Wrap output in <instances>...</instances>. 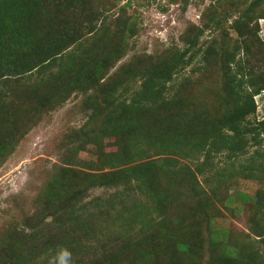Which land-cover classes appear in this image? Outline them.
<instances>
[{
    "label": "trees",
    "instance_id": "1",
    "mask_svg": "<svg viewBox=\"0 0 264 264\" xmlns=\"http://www.w3.org/2000/svg\"><path fill=\"white\" fill-rule=\"evenodd\" d=\"M263 1H247L234 17L225 4L234 7L236 0H213L202 11L200 24H189L180 34L181 48L132 55L94 95H88V120L96 114L102 120L77 131L70 151L74 154L90 142L112 138L124 159L117 158L119 167L100 173L58 167L48 175L35 202L42 205L38 208L44 210L43 216L51 214L46 226L54 225V232L47 231V238L40 241L42 231L33 227V216L24 220L32 228L25 235L24 229L7 224L0 231V264H36L32 258L54 246L63 225L87 233L91 228L87 217L92 214L83 213L86 204H81V197L89 187L120 184L127 195L116 201L117 210L106 206L118 191L90 203L102 210L107 224L136 228L135 233L118 230L114 243L91 251L88 246L72 247L69 264H187L181 262L184 254L192 255V248L203 241L201 227L208 230L211 247L204 264H264V189L253 195L241 193L254 212L247 219L248 233L233 239L228 230L215 226L218 205L233 212L223 174L211 175L214 186L208 192L195 178V173L211 167L216 154L230 159L253 147L236 173L264 181V117L256 119L254 100L264 90V43L257 36V18L264 16L257 8ZM102 4L0 0V159L21 124L17 108L22 106L14 105L13 96H27L23 111L33 117L47 103H61L73 90H84L92 79L106 76L126 51L136 28L121 14L107 24ZM128 78L139 83L126 101L115 92ZM94 153L96 161H87L86 166L113 165L111 154ZM180 159L194 164L193 169ZM62 160L70 162L72 157L64 155ZM182 193L194 201L188 208L193 221L188 223L190 231L178 237L173 231L178 218L171 225L167 216ZM248 236V243L241 242ZM34 244L41 247L38 252Z\"/></svg>",
    "mask_w": 264,
    "mask_h": 264
},
{
    "label": "rangeland",
    "instance_id": "2",
    "mask_svg": "<svg viewBox=\"0 0 264 264\" xmlns=\"http://www.w3.org/2000/svg\"><path fill=\"white\" fill-rule=\"evenodd\" d=\"M93 1L95 3H103L102 15L106 17L107 24L111 23L115 16L121 14L129 18V22L134 25L136 32L128 39L126 51L114 63L113 67H110L106 76H102L98 81L95 78L92 79L90 84L85 85L86 88L84 90H73L63 102L56 104L47 103L42 108H39L37 110L38 113L32 117V114L23 111V106L27 104V101L24 100L26 95L22 97L13 96L14 100L12 102L14 105L22 106V110L17 108V115L21 124L18 125L13 139L9 138V148L0 159V231L9 225L15 227L18 231L24 229L23 235H25L32 228L25 226L24 220L27 216H33L35 218L32 221L33 227L37 226L42 231L40 241L47 238V231L54 232L52 228L54 225L52 227L46 226V223H49L51 220V214L43 216L44 210H42V207L38 208V206L42 205H37L35 197H37L36 194L39 191L43 190L48 175L56 171L58 167H73L91 173H100L119 167L120 163L118 164L117 158L122 161L124 157L118 153L119 147L115 145L112 138H100L99 142H90L83 148L77 149L74 154L70 151L72 146L77 143V139L73 136L77 134V131H80L83 127L91 128L97 121L102 120V115L99 116L98 114L94 115L91 120H88V115L91 113V98L87 96L90 94L94 95L93 93L96 92L99 85L106 78H110L119 66L129 62L132 55L140 54L141 52L145 54L159 52L174 45L181 48L182 43L179 41L180 34L189 24H200L202 11L213 0H174L172 3L168 0ZM247 1L236 0L234 7L226 3L225 8L229 9L235 17L237 11L246 6ZM120 7H123V13H120ZM259 9L264 12V1L259 4L257 11ZM101 17L97 20L98 24L101 21ZM68 19L71 18L69 17ZM230 21L231 19H228V22ZM228 31L232 37L235 36L233 32ZM257 36L264 43V16L257 18ZM138 83L139 80L135 78L124 80L117 88L115 95L120 94L119 99L126 96V101H128L130 93L136 89ZM254 100L256 104V119L259 120L264 117L262 108L264 105V90L254 96ZM101 102L99 100L98 104L101 105ZM252 150L253 147H250L248 153L250 154ZM95 151L101 154H111L113 156V165H105L101 168L86 166L85 163L87 161H96ZM248 153L230 159H226L223 153L216 154L211 158L212 165L209 169H206L202 174L195 173L199 187L206 190V192H208L209 187L214 186L210 178L215 172L222 173V177L226 179L224 184H226L228 195L233 200V204L231 205L233 212L224 210V208L218 205L221 212L216 217L215 226L218 229L228 230L233 239L234 236L240 238L243 237L244 233H248L247 219L254 212L253 205L248 206L243 201L241 193L253 195L256 190L264 189V181L262 179L247 178L243 174V177H241V175L236 173L240 168V164L245 165ZM64 155L72 157V161L64 162L62 160ZM137 162L135 160V162L128 164L132 165ZM179 163H185L192 169L194 167V164H191L187 159H180ZM206 179L208 180L206 181ZM122 189L126 188L121 184L112 188L98 185L89 187L84 196L81 197V204H86V211L83 213L92 214L91 216L87 215L88 223L91 225L89 231L83 233L77 226L63 225L61 227L62 231L56 233V237L62 240V242L56 238L54 246L46 247V253H40L36 257H33L32 260L36 264H69L74 257L72 256L74 253L72 247H78L79 245L83 247L88 246V249L91 251L101 246L105 247L107 244H110L109 241L114 243L117 240L116 233L118 230H124L125 233L130 231L135 233L133 230L136 228L121 229L118 224H107L108 219L102 210L93 209L94 207L90 203L93 198L103 200L112 194V192L118 191L106 206V208L113 206L117 210L118 205L116 201L125 200V196L127 195ZM132 194H135V197L137 196L139 199L143 197L136 191ZM127 202L129 203L130 201H126V204ZM177 203L176 207L170 209L167 218L170 219L168 222L171 225L178 218V223L173 225V231L174 235L179 237V235H185L190 231L188 223L193 220L188 208L194 204V201L187 193H182ZM76 223L79 225V222ZM198 231L203 241L192 248V255L188 253L184 254L182 263H206L205 260L209 255V248L211 249L207 234L208 230L206 227H201ZM129 235L125 234L124 237ZM36 239L38 240V237ZM249 240L250 237L248 236V238L246 237L241 242L245 241L248 243ZM71 242H76L77 244H71ZM58 245L59 247H57ZM33 249L38 252L41 247L34 244ZM54 258L58 262L64 261V263H56Z\"/></svg>",
    "mask_w": 264,
    "mask_h": 264
}]
</instances>
